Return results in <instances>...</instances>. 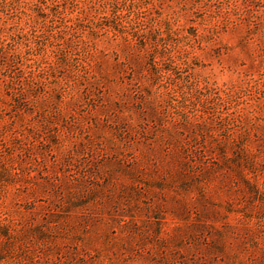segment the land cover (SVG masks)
I'll list each match as a JSON object with an SVG mask.
<instances>
[{"label": "rangeland", "instance_id": "obj_1", "mask_svg": "<svg viewBox=\"0 0 264 264\" xmlns=\"http://www.w3.org/2000/svg\"><path fill=\"white\" fill-rule=\"evenodd\" d=\"M0 264H264V0H0Z\"/></svg>", "mask_w": 264, "mask_h": 264}]
</instances>
